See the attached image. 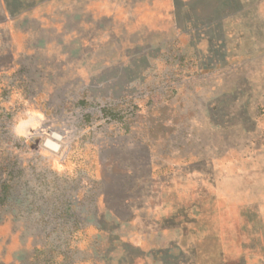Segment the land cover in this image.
Returning <instances> with one entry per match:
<instances>
[{"label": "rangeland", "instance_id": "obj_1", "mask_svg": "<svg viewBox=\"0 0 264 264\" xmlns=\"http://www.w3.org/2000/svg\"><path fill=\"white\" fill-rule=\"evenodd\" d=\"M0 264H264V0H0Z\"/></svg>", "mask_w": 264, "mask_h": 264}, {"label": "water", "instance_id": "obj_2", "mask_svg": "<svg viewBox=\"0 0 264 264\" xmlns=\"http://www.w3.org/2000/svg\"><path fill=\"white\" fill-rule=\"evenodd\" d=\"M46 145H47V147H49L55 151L59 148V146L56 143H53L52 141H49V140L46 142Z\"/></svg>", "mask_w": 264, "mask_h": 264}]
</instances>
